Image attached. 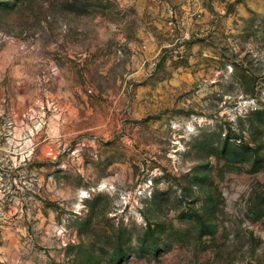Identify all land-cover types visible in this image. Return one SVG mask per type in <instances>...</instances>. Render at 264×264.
I'll use <instances>...</instances> for the list:
<instances>
[{
  "label": "rangeland",
  "instance_id": "1",
  "mask_svg": "<svg viewBox=\"0 0 264 264\" xmlns=\"http://www.w3.org/2000/svg\"><path fill=\"white\" fill-rule=\"evenodd\" d=\"M0 264H264V0H0Z\"/></svg>",
  "mask_w": 264,
  "mask_h": 264
}]
</instances>
